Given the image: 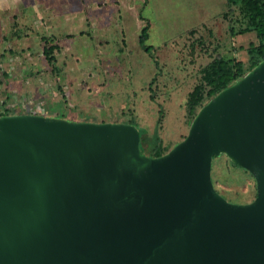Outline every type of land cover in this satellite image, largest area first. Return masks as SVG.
Listing matches in <instances>:
<instances>
[{
    "label": "water",
    "instance_id": "obj_1",
    "mask_svg": "<svg viewBox=\"0 0 264 264\" xmlns=\"http://www.w3.org/2000/svg\"><path fill=\"white\" fill-rule=\"evenodd\" d=\"M131 125L0 117V264H264V61L150 158ZM248 171L232 204L213 157Z\"/></svg>",
    "mask_w": 264,
    "mask_h": 264
},
{
    "label": "rangeland",
    "instance_id": "obj_2",
    "mask_svg": "<svg viewBox=\"0 0 264 264\" xmlns=\"http://www.w3.org/2000/svg\"><path fill=\"white\" fill-rule=\"evenodd\" d=\"M140 5L139 0H0V102L8 96L17 112H33L36 105L46 117L133 124L149 134L161 107L163 144L180 143L189 130L184 104L201 68L217 55L243 59L241 49L253 34L230 39L225 29L211 26L195 35L180 34L195 20L172 10L168 22L153 20L156 33L146 44L156 50L150 58L138 44L146 26ZM173 22L179 27L157 34L160 24ZM44 40L54 48L53 67L44 58ZM153 79L155 102L148 89ZM3 80L10 82L9 95ZM211 180L229 203L256 198L252 175L231 166L225 156L215 159Z\"/></svg>",
    "mask_w": 264,
    "mask_h": 264
},
{
    "label": "trees",
    "instance_id": "obj_3",
    "mask_svg": "<svg viewBox=\"0 0 264 264\" xmlns=\"http://www.w3.org/2000/svg\"><path fill=\"white\" fill-rule=\"evenodd\" d=\"M226 3L227 10L222 15V19L227 24V37L233 39L236 36L248 34H253V36H251L252 39L248 41L247 47L245 49H241L244 52L243 59L236 58L234 56L230 57L228 55H217L201 68L197 77V81L192 90L188 93L184 104L188 129L199 111L211 99L216 97L224 89L232 86L234 83L244 78L248 73H250L254 68L264 61V0H226ZM234 15L235 18H233ZM203 28L207 29L208 26L203 25L201 27L191 29L187 33L195 35L198 29ZM209 32L211 34V31ZM147 40L148 25L140 30L138 44L140 48L150 56V58H153V52H155L156 49L147 45ZM44 41V58L47 64L53 67L55 62L53 57L54 48L49 45L50 43H48V40ZM199 42L201 41H198V43ZM153 62L155 65H158L157 59H153ZM154 82L155 79H153V81L150 83L148 89L151 93L152 100L155 102V92L153 89ZM7 115H14V113L11 110H5L3 114H0V117ZM162 116L163 110L160 107L157 127H155L152 134H149L146 129L131 124L139 133L140 153L150 158H157L165 155L179 143L178 142L172 147L163 144L162 138L158 132V127L161 124ZM50 118L65 120L64 117L56 114L50 116ZM184 138L185 137H183L182 140H184ZM221 156L224 155L213 157L212 165L215 159L220 158ZM227 160L231 166L249 173L248 171L233 164L229 159Z\"/></svg>",
    "mask_w": 264,
    "mask_h": 264
},
{
    "label": "crops",
    "instance_id": "obj_4",
    "mask_svg": "<svg viewBox=\"0 0 264 264\" xmlns=\"http://www.w3.org/2000/svg\"><path fill=\"white\" fill-rule=\"evenodd\" d=\"M139 2L141 4L139 9L141 11L140 17L142 18V21H144L146 25H148V39L150 38V35L155 31L154 29L155 23L153 22V20L160 22L167 21L170 16L169 13L172 10H177L179 12L182 11L183 19L195 20V22L192 25L188 26L187 28H184V31H182L180 34L188 30L201 27L203 25L211 26L215 28V30L217 28L220 29L222 28L225 29L224 32L227 31V25L222 19V15L227 10L226 0H139ZM146 11L148 12V16H147L148 18L144 16V13ZM141 13H143V15ZM160 25H161L160 26L161 31L157 32V34L159 35L168 33L169 32L168 29L170 30L179 27L175 23L174 26L168 24H164V25L160 24ZM180 34H176L174 36L177 37ZM139 35L140 33L138 34V37ZM170 37H173V35ZM9 83L10 82L4 80L1 82L2 89L3 91H6V94L10 90ZM20 114H23V112H20ZM25 114L32 115L27 112Z\"/></svg>",
    "mask_w": 264,
    "mask_h": 264
},
{
    "label": "built area",
    "instance_id": "obj_5",
    "mask_svg": "<svg viewBox=\"0 0 264 264\" xmlns=\"http://www.w3.org/2000/svg\"><path fill=\"white\" fill-rule=\"evenodd\" d=\"M8 96L4 98L2 102H0V114H3L5 110H11L14 115L20 114V112H17L16 106H13L9 101H7ZM33 112H30V110H24L23 114L30 113L32 115H38V116H44L46 117V114H43L42 109H38L36 105L32 106Z\"/></svg>",
    "mask_w": 264,
    "mask_h": 264
}]
</instances>
